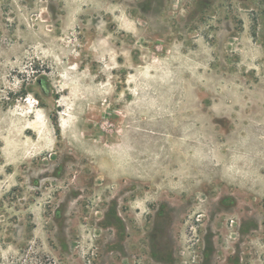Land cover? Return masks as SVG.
I'll use <instances>...</instances> for the list:
<instances>
[{
    "label": "rangeland",
    "instance_id": "obj_1",
    "mask_svg": "<svg viewBox=\"0 0 264 264\" xmlns=\"http://www.w3.org/2000/svg\"><path fill=\"white\" fill-rule=\"evenodd\" d=\"M0 264H264V0H0Z\"/></svg>",
    "mask_w": 264,
    "mask_h": 264
}]
</instances>
